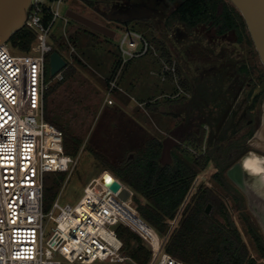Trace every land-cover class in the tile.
Instances as JSON below:
<instances>
[{
  "label": "built area",
  "instance_id": "obj_1",
  "mask_svg": "<svg viewBox=\"0 0 264 264\" xmlns=\"http://www.w3.org/2000/svg\"><path fill=\"white\" fill-rule=\"evenodd\" d=\"M63 3L31 0L24 27L36 34V40L29 53L15 55L8 42L0 44V264H138L117 237L116 228L121 225L150 246L148 264H185L164 248L189 196L169 221L168 232L160 236L141 218L130 187L110 171L121 188L114 192L112 185L106 184L103 173L108 170L89 182L76 206L63 207L54 202L49 218L56 226L44 244L45 175L70 172L76 165V160L65 153L63 131L45 117L46 94L52 86L46 79V65L53 52V28L60 18L65 25L69 23V18L61 14ZM121 50L124 59L120 68L153 51L160 64V80L174 87L162 99L173 100L184 94L176 60L165 59L142 34L126 30ZM69 65L67 62L54 76L56 82L64 79L63 71ZM119 69L110 81L109 93L118 88ZM109 95L107 103L112 105ZM207 146L206 139L200 149L189 145L185 149L198 159L207 154ZM124 189L131 193L127 200L120 197ZM56 208L59 213L54 216Z\"/></svg>",
  "mask_w": 264,
  "mask_h": 264
},
{
  "label": "rangeland",
  "instance_id": "obj_2",
  "mask_svg": "<svg viewBox=\"0 0 264 264\" xmlns=\"http://www.w3.org/2000/svg\"><path fill=\"white\" fill-rule=\"evenodd\" d=\"M226 1L229 3V0ZM68 9H74L91 19L106 23L90 5L82 0H64L60 8L62 17L65 16ZM108 25L113 26L114 24ZM147 28L144 26L123 28L116 31L115 39H110L92 32L71 19L67 25H65L64 18L58 19L55 23L51 43L68 63L76 67V72L48 98L47 110L51 118L62 123L72 134L83 140L81 151L77 156H73L76 165L70 172L65 173L66 179L62 182V188L56 198V201L63 207L66 205L76 206L84 195V189L89 182L106 170L107 165L96 157L95 151L108 159L120 156L127 149L137 151L147 135L162 137L164 140L166 137H163V129H169L174 124L172 117L149 112L147 103H143L148 98L155 99L161 94V89H166L168 85V83H163L158 76L160 64L153 51L145 56L130 60L120 68L124 59L121 38L126 30H135L151 44L152 37L158 39V42L172 43L160 28L155 29L153 33ZM235 40V34L228 37V41L231 43ZM8 45L13 54H22L12 48L10 40ZM154 47L156 50L158 49L156 46ZM116 64V70L118 71L119 68L121 70L118 88L109 93L110 81L115 78L116 74L111 75V72ZM46 67V79L48 82L51 81L53 88L56 85V80L50 73V56ZM170 91L168 90V92ZM108 95L114 100V104L107 103ZM243 133L239 130L237 136L239 137ZM213 141L212 139L210 149L212 148L214 160H211L197 176L187 202L200 188L214 189L226 201L232 218L248 244L250 254L257 260L256 264H264V258L258 257L254 250L252 240L246 232L242 219V214L245 211L264 234V222L260 218L263 214L255 209V206L262 208L264 203V155L255 150L243 153L242 142L244 141L237 143L238 140H234L230 145L225 143V139ZM240 144L242 145L239 146ZM241 157H243V168L248 173L247 188L254 190L255 201H258L251 207L249 196L243 192L245 196L244 211L235 208L230 192L220 188L217 190L218 186L213 176L218 163L223 162L228 169ZM52 210L53 206L44 208L46 215L44 244L56 226L55 222L49 218ZM58 213L59 209L56 208L53 215L56 216ZM220 219L223 221L222 217ZM159 235L163 236L160 233Z\"/></svg>",
  "mask_w": 264,
  "mask_h": 264
},
{
  "label": "trees",
  "instance_id": "obj_3",
  "mask_svg": "<svg viewBox=\"0 0 264 264\" xmlns=\"http://www.w3.org/2000/svg\"><path fill=\"white\" fill-rule=\"evenodd\" d=\"M173 18L189 26L212 21L215 26L221 27V32L235 30L240 40H246L248 44L252 43L246 34V25L242 15L226 0H182V5L173 14ZM35 40L36 34L27 27L13 34L10 39L12 48L22 54L30 52ZM151 40L152 44L158 48L160 55L167 60L172 59V55L161 41L158 42L155 37H152ZM54 51L56 50L53 45ZM75 72L76 67L72 64L63 71L64 79L56 82V85L53 88L51 86L47 91L45 105V117L63 131L64 150L71 157L79 154L83 140L72 134L62 123L51 118L48 114L47 104L48 98ZM171 91H174V87L171 88ZM165 100L156 99L147 103V110L152 113L164 114L161 106L166 104ZM166 101L176 102L174 100ZM167 113L165 114L167 115ZM168 116L174 119V126L165 129L166 133L176 127L177 114L168 113ZM252 135L253 131H250L247 137L250 138ZM206 136L207 130L204 128L199 133H192L187 145L200 149L205 144ZM250 149L251 147L246 145L243 153ZM162 150L163 138L147 135L137 151L127 149L123 154L112 159L105 158L99 152L95 151L94 153L107 165L106 170L112 172L134 191V201L141 218L158 233L164 235L169 230V221L176 217L185 204L197 176L208 166L211 156L208 154L195 159L184 147L177 146L172 151V164L163 166L160 163ZM46 175L44 208H50L56 201L66 176L64 172L47 173ZM214 179L231 193L235 208L244 211L245 196L227 180L224 169L215 174ZM209 204L213 206V210L208 214L206 208ZM242 216L246 232L252 240L257 256L264 258V234L245 211ZM220 217L223 218V221ZM116 233L118 239L123 243L124 251L136 263H149L152 250L141 237L123 225L116 228ZM164 250L185 264L257 263L256 258L250 254L248 244L232 218L226 201L211 188H200L192 196Z\"/></svg>",
  "mask_w": 264,
  "mask_h": 264
},
{
  "label": "flooded vegetation",
  "instance_id": "obj_4",
  "mask_svg": "<svg viewBox=\"0 0 264 264\" xmlns=\"http://www.w3.org/2000/svg\"><path fill=\"white\" fill-rule=\"evenodd\" d=\"M82 1L90 5L98 16L106 21L102 23L96 20L97 22L114 31L133 26L147 28L148 25V31L153 33L155 29L160 28L168 39H171V44L161 42L172 55V59L175 58L177 62L180 84L184 91V94L173 99L176 102L169 103L166 101L169 99L165 100L166 104L177 106L175 138L178 146L185 148L191 134L199 133L203 128L207 130L206 155L209 154L211 160H214L212 148L210 149L212 139L214 141L225 139L228 145L234 140H238L237 143L244 141L242 142L244 147L249 145L250 139L262 124L264 64L247 26L246 34L250 37L251 44L246 40H240L235 30L221 32V27L215 26L212 21L189 26L175 20L173 14L182 5V0ZM229 3L234 6L230 0ZM126 16L138 19H121ZM232 34H235L236 40L231 43L228 37ZM221 127L223 129L219 130ZM239 130L244 133L238 137ZM250 131H253V135L248 138ZM250 147V150L264 155L263 152ZM243 157L238 162L242 161ZM238 162L228 169L223 162L218 163L215 174L224 169L227 180L243 193L244 191L228 177V171ZM217 186V190L220 188L229 192L218 183ZM262 212L264 213V210H261Z\"/></svg>",
  "mask_w": 264,
  "mask_h": 264
},
{
  "label": "water",
  "instance_id": "obj_5",
  "mask_svg": "<svg viewBox=\"0 0 264 264\" xmlns=\"http://www.w3.org/2000/svg\"><path fill=\"white\" fill-rule=\"evenodd\" d=\"M230 1L241 13L252 38V41L255 45V48L259 54V57L264 64V0ZM30 2L31 0H0V44L7 43L11 39L13 34L24 28L25 21L28 16V8ZM65 15L69 19L77 22L78 24H81L87 29L101 34L107 38L115 39L117 37V32L113 29L75 11L74 9H68ZM121 19L133 20L138 18L126 16ZM66 66V59L59 52H52V54L50 55L51 75L55 76ZM175 136V134H170L163 140V150L160 158V163L163 166L172 164L173 162L172 151L179 144ZM249 145L256 150L264 153V113L262 124L255 135L250 139ZM228 177L249 196V205L253 207V205H255L258 201H255V199L252 198L253 194L247 188L248 186L246 180L248 177V173L244 170L242 161L235 164L234 167L228 171ZM106 184L109 186L112 185L111 189L114 192H117L121 188V185L118 182L110 181ZM130 195L131 193L129 192V190L124 189L120 194V197L123 200H127ZM212 208L213 206L209 204L206 208V212L208 214L211 213ZM258 208V206H255V209L259 210L257 212L261 213L260 209ZM261 209L263 211L264 205ZM261 214H263V216H261L260 218L264 222V213L262 212Z\"/></svg>",
  "mask_w": 264,
  "mask_h": 264
},
{
  "label": "crops",
  "instance_id": "obj_6",
  "mask_svg": "<svg viewBox=\"0 0 264 264\" xmlns=\"http://www.w3.org/2000/svg\"><path fill=\"white\" fill-rule=\"evenodd\" d=\"M93 32V31H92ZM116 66H117V64L115 65V67H113L114 68V70L112 69V72H111V75L112 74H114V72H115V70H116ZM170 86V87H169ZM169 87V89L168 90H171L170 88H172L173 86L172 85H167V88ZM167 88L166 89H161V94L160 95H158L155 99H150V98H148L147 99V101H144L143 103H149V102H152L153 100H156V99H162V96H163V94H165V93H167L168 92V90H167ZM171 92V91H170ZM113 102H114V100H113ZM115 103V102H114ZM113 103V104H114ZM176 108H177V106H175V105H170V104H165V105H162L161 106V110H162V113H176ZM168 113H167V115H168ZM171 117V116H170ZM173 126H174V124H173ZM223 129V127H221L219 130H222ZM163 134L165 135V137L167 136V135H170V134H175L176 135V129H172L169 133H166L165 131H164V129H163ZM167 134V135H166ZM249 191H251L252 192V198H254L255 199V195H254V190L252 189H250ZM264 205V204H263ZM261 207H259L258 209H260Z\"/></svg>",
  "mask_w": 264,
  "mask_h": 264
},
{
  "label": "bare ground",
  "instance_id": "obj_7",
  "mask_svg": "<svg viewBox=\"0 0 264 264\" xmlns=\"http://www.w3.org/2000/svg\"><path fill=\"white\" fill-rule=\"evenodd\" d=\"M103 176H105V180L110 182V181H114L113 177L110 176V172L109 171H106L105 173H103ZM105 180H103L105 182Z\"/></svg>",
  "mask_w": 264,
  "mask_h": 264
}]
</instances>
